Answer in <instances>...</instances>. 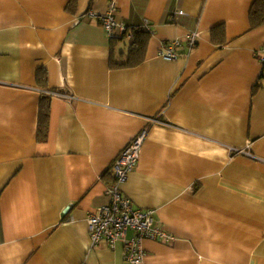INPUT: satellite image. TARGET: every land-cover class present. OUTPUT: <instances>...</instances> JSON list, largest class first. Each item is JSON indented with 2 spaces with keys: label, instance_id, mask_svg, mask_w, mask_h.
Instances as JSON below:
<instances>
[{
  "label": "crops",
  "instance_id": "crops-1",
  "mask_svg": "<svg viewBox=\"0 0 264 264\" xmlns=\"http://www.w3.org/2000/svg\"><path fill=\"white\" fill-rule=\"evenodd\" d=\"M111 1L0 0V264H130L123 242L91 245L88 219L110 202L111 166L144 130L121 189L173 239L143 241V264H264L255 0H117L119 22L152 26L137 66L131 41L85 18ZM176 40L179 58H161Z\"/></svg>",
  "mask_w": 264,
  "mask_h": 264
},
{
  "label": "built area",
  "instance_id": "built-area-1",
  "mask_svg": "<svg viewBox=\"0 0 264 264\" xmlns=\"http://www.w3.org/2000/svg\"><path fill=\"white\" fill-rule=\"evenodd\" d=\"M118 9L117 0H112L105 14L90 11L85 18L95 20L101 24L109 37L114 40L132 41L134 33L139 29L151 34L152 26L148 21H145L142 27H128L119 22L116 19ZM183 14V12H180V15ZM186 39L191 51L198 44L199 33L192 32ZM182 45L183 43L180 40L163 44L159 56L167 61H175L179 58L178 50ZM261 64L264 75V53L261 57ZM146 139L147 131H141L115 160L111 166L113 180L108 184L106 192L110 202L98 208L88 219L91 245L94 247L105 241L111 248H115L119 242H123L125 257L130 264H143L145 258V251L142 247L143 241L169 242L173 239L168 233L155 225L152 210L136 208L121 189V186L136 169ZM130 232L133 234L131 237H129Z\"/></svg>",
  "mask_w": 264,
  "mask_h": 264
},
{
  "label": "trees",
  "instance_id": "trees-1",
  "mask_svg": "<svg viewBox=\"0 0 264 264\" xmlns=\"http://www.w3.org/2000/svg\"><path fill=\"white\" fill-rule=\"evenodd\" d=\"M251 29L264 26V0H255L250 11ZM142 27V26H141ZM150 33L139 29L134 33V38L129 45L128 66H137L144 62L147 46L150 39ZM42 80H46L45 77ZM50 99L43 98L40 108V121L38 127V141L45 142L48 138L49 117H50Z\"/></svg>",
  "mask_w": 264,
  "mask_h": 264
}]
</instances>
